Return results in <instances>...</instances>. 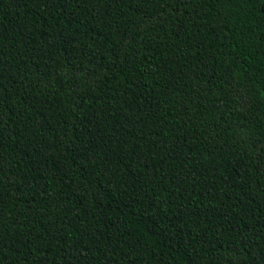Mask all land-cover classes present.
Segmentation results:
<instances>
[{"label":"trees","instance_id":"1","mask_svg":"<svg viewBox=\"0 0 264 264\" xmlns=\"http://www.w3.org/2000/svg\"><path fill=\"white\" fill-rule=\"evenodd\" d=\"M260 0H0V264H264Z\"/></svg>","mask_w":264,"mask_h":264},{"label":"snow or ice","instance_id":"2","mask_svg":"<svg viewBox=\"0 0 264 264\" xmlns=\"http://www.w3.org/2000/svg\"><path fill=\"white\" fill-rule=\"evenodd\" d=\"M249 2L255 3L256 0H249ZM260 10L264 11V0H260Z\"/></svg>","mask_w":264,"mask_h":264}]
</instances>
